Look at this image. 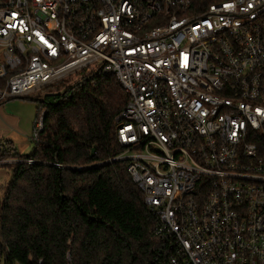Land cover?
Instances as JSON below:
<instances>
[{
	"label": "built area",
	"instance_id": "built-area-1",
	"mask_svg": "<svg viewBox=\"0 0 264 264\" xmlns=\"http://www.w3.org/2000/svg\"><path fill=\"white\" fill-rule=\"evenodd\" d=\"M87 69L127 97L109 162L155 222L147 264H264V0H0V103Z\"/></svg>",
	"mask_w": 264,
	"mask_h": 264
},
{
	"label": "trees",
	"instance_id": "trees-1",
	"mask_svg": "<svg viewBox=\"0 0 264 264\" xmlns=\"http://www.w3.org/2000/svg\"><path fill=\"white\" fill-rule=\"evenodd\" d=\"M82 74L52 102L31 100L44 117L28 155L0 149V162L15 159L0 164L11 172L0 264H147L159 247L125 163L109 162L127 97L114 77Z\"/></svg>",
	"mask_w": 264,
	"mask_h": 264
},
{
	"label": "crops",
	"instance_id": "crops-1",
	"mask_svg": "<svg viewBox=\"0 0 264 264\" xmlns=\"http://www.w3.org/2000/svg\"><path fill=\"white\" fill-rule=\"evenodd\" d=\"M15 100V99H11ZM0 103V149H13L18 155L27 154L32 148L30 134L37 105L33 101Z\"/></svg>",
	"mask_w": 264,
	"mask_h": 264
},
{
	"label": "rangeland",
	"instance_id": "rangeland-1",
	"mask_svg": "<svg viewBox=\"0 0 264 264\" xmlns=\"http://www.w3.org/2000/svg\"><path fill=\"white\" fill-rule=\"evenodd\" d=\"M87 72H89L88 69L83 71L82 73H87ZM82 73L77 75V76L67 78L62 83L60 82L58 84H54V85H52L46 89H43L41 91H37L36 93L29 96L28 98L15 99V100H11L9 102H25V103H28L32 99H38V100H44L45 99L46 103L52 102L54 100L53 98H55L63 90H66L71 84H74L76 81H78L82 77V75H83ZM37 113H38L37 110H35V117H36ZM34 123H35V118H34L33 123H32V128H33ZM30 145H31V143H30ZM31 147H32V145H31ZM30 151H31V149L27 152V154H24V155H28L30 153ZM9 153H11V152H9ZM14 163H15V159H10V160H5V161L3 160L0 162V164H14ZM10 181H11L10 170L7 169L6 167H0V199H2V196L4 194V188L7 187V185L9 184Z\"/></svg>",
	"mask_w": 264,
	"mask_h": 264
}]
</instances>
